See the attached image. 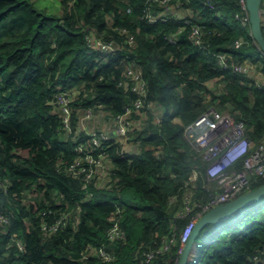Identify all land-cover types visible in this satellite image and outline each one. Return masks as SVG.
<instances>
[{"label": "trees", "instance_id": "trees-1", "mask_svg": "<svg viewBox=\"0 0 264 264\" xmlns=\"http://www.w3.org/2000/svg\"><path fill=\"white\" fill-rule=\"evenodd\" d=\"M60 7L58 14L35 0H0V264H179L181 232L220 190L186 126L215 108L245 122L252 148L264 142V52L243 24L247 10L242 0H60ZM162 12L165 19L147 17ZM93 35L119 50L90 45ZM129 65L146 80L145 124L129 134L134 149L116 136L99 149L81 115L91 110L115 126L140 96ZM59 93L71 97L69 127ZM100 151L108 168L87 179L78 171ZM62 216L60 229L43 227ZM115 223L124 234L113 239ZM100 248L114 258L102 260ZM263 254L264 196L203 226L185 264H256Z\"/></svg>", "mask_w": 264, "mask_h": 264}, {"label": "built area", "instance_id": "built-area-1", "mask_svg": "<svg viewBox=\"0 0 264 264\" xmlns=\"http://www.w3.org/2000/svg\"><path fill=\"white\" fill-rule=\"evenodd\" d=\"M161 3H166L169 6L170 0H160ZM242 6L247 10L246 0H242ZM248 13V11H247ZM163 12L147 17L151 21L157 19H165ZM185 22L189 23L188 20ZM249 23V14L243 19V24ZM193 38L201 36L199 26L193 27ZM90 45L100 48L102 51L109 53L119 50V44L113 40H104L98 35L88 37ZM129 44H134L132 36L128 39ZM241 41L236 42V46H240ZM233 68L236 71L249 73L251 66L249 64H235ZM127 78L135 84L132 86L133 90L138 92L140 96L131 104L123 114H120L115 119L116 137L123 140L129 137L132 131V113L140 111L144 105V98L146 95L147 84L143 77L140 68H135L131 65L127 66ZM129 81H127V86ZM71 97L64 93L57 94V103L63 113L64 124L70 126ZM93 117L91 110H87L81 117V125ZM92 137L94 146L102 149L104 141L112 139V135L107 130L99 129L94 132L86 131ZM185 136L190 139L192 145L200 152L203 159L207 162L206 175L211 183H216L219 191L211 198L209 203L204 206L203 211L195 216L183 229L181 239L185 242L191 235L192 230L198 219L211 207L228 202L242 193L252 189L260 179H264V142L252 148V141L247 135V126L244 121L236 120L230 113L221 112L215 108H210L201 114L194 122L188 124L185 128ZM79 150H83V144L79 146ZM104 152L100 151L97 158L92 153L86 155V159L90 162L89 168L83 167L78 172L86 174V178L90 179L95 174H101L107 170L108 165L103 157ZM104 160V161H103ZM198 176V171H193V177ZM65 217L62 216L51 225L45 223L44 228L56 231L63 227ZM1 220H6L1 216ZM123 230L119 223H115L109 230L111 238H118L123 236ZM174 239H171L173 241ZM98 255L102 260H111L114 258L112 251L105 248H100ZM153 252L147 254V261L152 260ZM256 264L261 262L264 264L263 256L257 258Z\"/></svg>", "mask_w": 264, "mask_h": 264}, {"label": "water", "instance_id": "water-1", "mask_svg": "<svg viewBox=\"0 0 264 264\" xmlns=\"http://www.w3.org/2000/svg\"><path fill=\"white\" fill-rule=\"evenodd\" d=\"M263 0H246L247 11L249 14L250 31L254 37L257 46L264 52V30H263ZM264 196V183L250 189L236 198L213 206L206 211L196 222L192 233L187 240L179 260V264H185L187 255L192 245L193 239L197 232L210 222H218L229 218L240 208L248 206L255 201L260 200Z\"/></svg>", "mask_w": 264, "mask_h": 264}, {"label": "rangeland", "instance_id": "rangeland-1", "mask_svg": "<svg viewBox=\"0 0 264 264\" xmlns=\"http://www.w3.org/2000/svg\"><path fill=\"white\" fill-rule=\"evenodd\" d=\"M36 4L40 8H47V10L51 11V13H54V12H57V11L60 10V0H36ZM263 17H264V15H263ZM263 24H264V21H263ZM251 73H253V67L251 68ZM224 112L225 113H230V112H227V111H224ZM142 113H143L142 110H140V111L136 112L135 115H137V116L139 115V117H140V115H142ZM83 115H84V113L81 116H83ZM145 117H146V114H143L141 119L133 118L132 119V123H131L132 130H133V128H135L137 130L142 128V126H144L145 121H146ZM101 118L102 117H99V115H97V114L94 115L91 119L87 120L84 124L81 125L82 129H84L86 131H90V132H94V130H99V129L106 130V129L102 128V127H106L104 124H110V122H109L108 119L99 120ZM98 121H100L101 123L98 124ZM124 146H125V148L127 150H132L131 147L134 146V143L132 142V140H130V136L127 139L124 140ZM208 185H210V182L208 183ZM71 214H72L71 216L73 218L77 219L78 216H79V210L75 209V210L72 211ZM181 235L182 234H180V236ZM187 240L184 242L183 239H181V243L183 244V248H184ZM260 264H263V263L261 262Z\"/></svg>", "mask_w": 264, "mask_h": 264}, {"label": "crops", "instance_id": "crops-1", "mask_svg": "<svg viewBox=\"0 0 264 264\" xmlns=\"http://www.w3.org/2000/svg\"><path fill=\"white\" fill-rule=\"evenodd\" d=\"M36 1V0H35ZM44 9H47V8H44ZM50 13H51V11H49ZM61 12V7H60V10L59 11H57V12H54V13H60ZM263 15H264V8H263ZM263 19H264V17H263ZM264 21V20H263ZM99 117H101V116H99ZM99 120H103L102 118L101 119H99ZM99 123H101L100 121H98V124ZM106 127H102V128H104V129H106L107 131H109V133L112 135V136H115L116 135V132H115V126H113V124H104ZM101 128V127H100ZM132 149H134V146L133 147H131Z\"/></svg>", "mask_w": 264, "mask_h": 264}]
</instances>
